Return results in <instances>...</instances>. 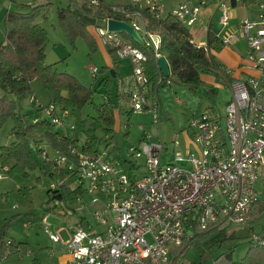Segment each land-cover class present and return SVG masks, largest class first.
<instances>
[{
    "label": "built area",
    "instance_id": "2783aa9c",
    "mask_svg": "<svg viewBox=\"0 0 264 264\" xmlns=\"http://www.w3.org/2000/svg\"><path fill=\"white\" fill-rule=\"evenodd\" d=\"M92 4L99 2L92 0ZM203 5V0L197 4L183 0L170 14L190 30ZM230 8V0L219 3L221 32L215 38L220 47L244 40L248 49L245 60L255 75L230 80V70L219 67L231 99L225 103L222 116L201 113L189 119L185 153L175 151V136L171 141L173 154H169L158 133L153 139L145 131L138 145L129 146L124 160L106 148L91 150L89 142L77 140L70 149L77 160V186L82 187V194L93 197L89 205L96 207L92 211L96 225L83 218L67 228L66 241L59 235L63 228L55 234L45 229L49 240L68 255L62 264H180V257L195 245L199 234L248 223L260 194L264 195V3L258 4L255 20H244L226 32ZM108 10L124 17L121 21L134 28L156 60L163 56L161 35L147 30L141 15L146 10L156 20L164 18L159 0H115ZM107 20L103 26H92L95 35L104 46L109 45L120 58L131 63L129 78L116 86L118 106L114 116L123 108L131 114L151 116L152 123L158 125L161 104L143 68L145 55L123 41L119 33H109ZM194 44L203 47L206 57L213 54L207 43ZM90 72L95 77L98 70L90 67ZM29 102L38 115L46 113L50 124L63 136L75 140L70 135L75 123L69 110L32 97ZM35 147L46 148L42 144ZM41 158L56 165L66 162L64 156L51 154L47 149ZM77 208L85 210L86 206L80 203ZM251 239L257 242L259 236L252 234ZM4 246L7 253L0 255L1 261L8 254L17 255L19 260L32 255L10 240L4 241Z\"/></svg>",
    "mask_w": 264,
    "mask_h": 264
},
{
    "label": "trees",
    "instance_id": "16d2710c",
    "mask_svg": "<svg viewBox=\"0 0 264 264\" xmlns=\"http://www.w3.org/2000/svg\"><path fill=\"white\" fill-rule=\"evenodd\" d=\"M97 1L98 5L92 4V0H60L62 5L57 7V21L66 39L74 45L77 38H82L90 52H95L97 45L89 28L100 26L98 22H104L106 19L124 20L123 16L108 10L110 4ZM49 6V2L22 4L21 10H6L3 14L4 36L0 41V128L11 120L14 141L9 145L0 146V169L8 175L19 173L25 177L28 176L27 171L38 169L42 175L51 179L54 173H58L59 181L53 188L50 187L53 183L49 185L51 198L63 203H72L82 195V187L71 188L78 178L75 169L77 160L70 154V149L75 146L77 140L89 142L91 150L103 149L99 147L101 139L97 137L96 132L102 129L106 134L113 135L114 109L117 103L116 87L112 78L115 71L108 67L102 68L104 77L99 81L98 87L104 88V96L103 102L96 105L93 102L95 90L85 87L70 74L56 71L54 65H46L44 59L47 31L38 22V18L42 13H46ZM141 15L145 28L158 32L162 37V55L168 62L170 76L181 84H201L207 89V96L214 97L217 88L202 80L203 75H219L221 64L215 60L214 55L206 57L203 47H198L192 42L190 31L170 13L161 20H156L146 10H142ZM118 36L145 55L143 68L155 93L159 87L170 84L169 78H165L159 71L157 60L149 48L135 43L125 33H119ZM207 45L210 48L218 46V40L210 33ZM105 49L113 62L123 59L109 45H106ZM35 79L51 95L50 103L69 110L75 123V129L70 135H74L75 140L71 141L70 136H63L46 118L29 124L25 115L17 114V101L27 97L30 93V83ZM88 108L94 114L85 112ZM123 114L129 116L131 112L120 108L119 115ZM34 143H41L46 147H36L40 157L42 151L48 149L51 154L64 156L67 163L56 165L42 159L39 166L32 153ZM107 146L108 143L104 148ZM70 163L73 166L69 167ZM254 215L253 212L250 218ZM4 230L5 228H0V255H4L6 250L3 241ZM252 230L253 228H248L249 233L251 232L250 246L238 261L233 260L232 250L229 248L220 252L213 264H264V236L259 235V241L254 242L251 239ZM235 239V231L227 233L225 229L214 228L199 234L197 245L210 249L214 246L221 247ZM0 264H3V261L0 260Z\"/></svg>",
    "mask_w": 264,
    "mask_h": 264
},
{
    "label": "rangeland",
    "instance_id": "374dc122",
    "mask_svg": "<svg viewBox=\"0 0 264 264\" xmlns=\"http://www.w3.org/2000/svg\"><path fill=\"white\" fill-rule=\"evenodd\" d=\"M105 1L113 2V0ZM48 2L50 3L48 10L38 18V22L46 29L48 37L44 63L54 65L56 71L70 74L85 87H91L95 90L93 102L96 105L102 103L104 88L98 87V83L104 77L101 70L108 67L110 56L100 44L95 52H90L82 38H77L74 45L66 39L57 21V7L62 5L60 0H0V41L4 36L3 14L6 10H21L22 4H45ZM98 25L103 26L104 22H98ZM90 67L98 70L95 77L92 76ZM169 81V85L159 87L157 92L161 104L158 125L152 123L151 116L143 113H133L129 116L115 114L112 136L106 134L102 129L96 132L97 137L101 139L99 147L104 148L108 143L106 147L108 152L110 151L119 156L120 160H124L128 157L129 146L138 145L139 139L145 131L153 139H157L156 134L158 133L159 139L168 146L169 154H173L171 141L175 136V141L178 143L175 151L185 153L188 150L187 125L189 119L192 116L198 117L201 113L222 116L225 103L231 99V91L223 80L218 81L217 94L214 97H208L207 89L201 84H181L172 76L169 77ZM118 83L116 84L115 79L113 80L114 87ZM31 97L43 104L52 101L51 95L35 79L30 83V93L27 94V97L22 101H17V114L25 115L29 124L35 118H47L48 120L49 117L46 116V113L38 115L35 111L29 102ZM117 106L116 103L115 109ZM88 111L94 114L89 108L85 110V112ZM220 122L223 125L222 118ZM125 124L128 127H125ZM12 126V121L8 120L0 128V146L9 145L14 141L11 132ZM33 145L36 143L32 144V153L40 166L42 158ZM47 151L49 150L47 149ZM123 168L128 171L127 165H124ZM27 173L26 177L19 173L8 175L0 169L2 177L0 179V228H5L3 241H13L15 245L20 244L32 253L30 257H25L23 260H19L17 255L8 254L3 264H62L68 255L49 240L45 229L49 233L55 234L59 228H63L64 230L59 235L62 240L66 241L68 239L67 228L83 221V218L90 225L95 226L92 211L96 207L89 205L93 197L83 193L79 202L76 200L72 203L64 202L66 203L64 205L63 201H57L56 204V201L51 198L52 192L49 191V185L59 181L58 173H54L53 179L42 175L38 169L27 171ZM76 186L77 183H74L71 188ZM256 187L260 192H263L260 185L256 184ZM50 198L51 200L48 201ZM80 203L86 206L85 210H78L77 207ZM74 209H76L75 212ZM68 211L69 213H67ZM253 212L255 215L249 219L245 226L232 225L225 229L227 233L235 231L237 239L226 242L221 247L214 246L210 249H205L197 245L196 242L180 257V264H213L217 255L229 248L232 250L233 260L238 261L250 246L249 235L251 232L249 233L248 228H253V234L264 236V195L260 194ZM44 219L46 221L42 223ZM6 253L7 250L4 255Z\"/></svg>",
    "mask_w": 264,
    "mask_h": 264
},
{
    "label": "crops",
    "instance_id": "0c3cea01",
    "mask_svg": "<svg viewBox=\"0 0 264 264\" xmlns=\"http://www.w3.org/2000/svg\"><path fill=\"white\" fill-rule=\"evenodd\" d=\"M104 4H114L108 3L105 0H100ZM164 7L165 14H169L175 10L183 0H159ZM193 4H197L202 0H190ZM204 5L201 8V12L198 21L195 23L194 27L190 29L191 38L194 43L205 44L208 41L209 33L212 37H216L217 34L221 32V27L219 25V3L221 0H203ZM231 3V0H230ZM264 3V0H235L234 6H232L229 11V25L225 29L226 32L232 31L237 25H239L244 20H255L258 12V4ZM30 4V3H28ZM91 34L93 35L96 45L98 44L104 47L99 38L95 35L93 28H89ZM223 33V31H222ZM212 52L214 58L219 64L225 66L230 70L229 79L230 80H242L250 75H255V72L251 70L249 64L245 60L248 49L244 40H239L234 45H229L225 47L217 46L212 47ZM110 56V55H109ZM108 68L114 69L115 71V81L116 84L119 81H126L129 78L131 72V63L129 59L123 58L116 62H113L111 57L108 59ZM202 80L206 83L213 84L217 88V83L219 80H223L220 75H203ZM224 82V80H223ZM225 83V82H224ZM62 251V250H61ZM68 259V256H67ZM63 263V262H62Z\"/></svg>",
    "mask_w": 264,
    "mask_h": 264
},
{
    "label": "water",
    "instance_id": "95a60500",
    "mask_svg": "<svg viewBox=\"0 0 264 264\" xmlns=\"http://www.w3.org/2000/svg\"><path fill=\"white\" fill-rule=\"evenodd\" d=\"M234 1L231 0L232 6H234ZM107 30L109 33H125L127 34L135 43L142 44L143 41L139 37L138 33L134 30V28L128 24L127 22L117 20V19H108L107 20ZM157 67L161 74L165 78H169L170 76V69L168 62L165 57H160L156 61ZM113 73V71H111ZM115 75H112V78H114Z\"/></svg>",
    "mask_w": 264,
    "mask_h": 264
},
{
    "label": "bare ground",
    "instance_id": "6f19581e",
    "mask_svg": "<svg viewBox=\"0 0 264 264\" xmlns=\"http://www.w3.org/2000/svg\"><path fill=\"white\" fill-rule=\"evenodd\" d=\"M197 242V241H196Z\"/></svg>",
    "mask_w": 264,
    "mask_h": 264
}]
</instances>
